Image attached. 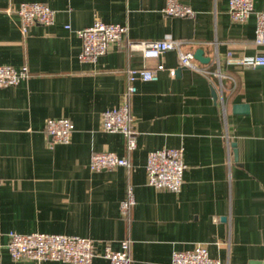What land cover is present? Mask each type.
Returning <instances> with one entry per match:
<instances>
[{
    "label": "crops",
    "instance_id": "0c3cea01",
    "mask_svg": "<svg viewBox=\"0 0 264 264\" xmlns=\"http://www.w3.org/2000/svg\"><path fill=\"white\" fill-rule=\"evenodd\" d=\"M180 1L196 16L167 17L166 0H0V65H26L31 73L0 89L2 264H69L12 260V231L92 239V264H110L106 248L119 251L125 240L132 264H170L174 252L198 244L222 264H264V67L226 64L229 52H264L254 43L264 0H253L255 13L244 23L231 20L229 0ZM22 3L48 5L55 23L24 35L20 17L10 12ZM96 19L128 32L98 61L81 62L76 31ZM170 39L183 41L187 52L203 50L210 62L197 64L211 73L181 67L174 51L145 61L127 45ZM159 63L165 70L158 81H137L130 99L137 147L128 153L122 133L103 129L102 114L123 103L129 70ZM237 105L248 111H236ZM50 119L73 122L69 144L51 146ZM181 148L187 166L181 192L149 186L148 154ZM95 153L127 157L131 168L94 172ZM130 186L136 204L123 216L120 204Z\"/></svg>",
    "mask_w": 264,
    "mask_h": 264
},
{
    "label": "built area",
    "instance_id": "2783aa9c",
    "mask_svg": "<svg viewBox=\"0 0 264 264\" xmlns=\"http://www.w3.org/2000/svg\"><path fill=\"white\" fill-rule=\"evenodd\" d=\"M21 19L22 32L28 34L33 26H50L55 23L56 11L43 3H22L19 7L11 9ZM167 17L193 18L196 12L180 0H166L163 10ZM255 13L253 0H229V14L235 23H244ZM71 29L70 25L65 27ZM128 27L119 24H109L96 19L94 24L85 29L76 31L82 40V51L79 55L81 62H96L107 55L112 46H121ZM254 43L257 47H264V12L256 13V37ZM181 40L144 41L140 43L127 42L131 51H139L145 61L159 60L170 51L177 53L181 67L203 74H210L207 69L197 64L194 52L184 50ZM219 67L216 75L221 79L220 59L217 55ZM226 64L241 67H264V52L254 57H238L232 52L227 54ZM165 66L159 63L156 67H144L139 70L127 72L128 87L124 93L123 103L112 110L102 114V126L106 132L122 133L127 140L126 150L132 153L137 147V133L133 129V117L130 111V99L137 92L136 82H156L159 73ZM170 75L176 76V70ZM31 76L28 66L16 69L11 66L0 65V89L16 87L28 80ZM46 134L51 139V146L57 144L67 145L72 140L74 124L69 119H50L47 122ZM117 168H131L127 157H120L115 153H95L90 160V169L94 172L114 170ZM187 166L184 161V150L162 149L148 154L146 171L149 186L171 193H180L184 183V173ZM1 184V176H0ZM136 204L134 188L129 187L127 197L120 204V211L127 216ZM130 241L121 243V250L114 251L110 246L106 248L104 257L110 264H132L130 255ZM7 250L12 260H28L37 263L47 261L63 262L69 264H92L95 257V243L92 239L73 235L31 233L20 234L10 232ZM0 264L1 257H0ZM170 264H222L220 260L210 257L206 245L198 244L194 249L177 251L172 255Z\"/></svg>",
    "mask_w": 264,
    "mask_h": 264
},
{
    "label": "water",
    "instance_id": "95a60500",
    "mask_svg": "<svg viewBox=\"0 0 264 264\" xmlns=\"http://www.w3.org/2000/svg\"><path fill=\"white\" fill-rule=\"evenodd\" d=\"M195 59L203 64H208L210 62V59L209 58H206L204 56V52L203 50H197L196 53H195ZM181 71V70H180ZM179 71V72H180ZM213 97L215 100H217L218 96H217V93L216 91L214 90L213 91ZM235 109L236 111L238 112H247L248 111V107L247 106H244V105H237L235 106ZM233 147H235L236 145L233 144L232 145ZM225 220V219H224Z\"/></svg>",
    "mask_w": 264,
    "mask_h": 264
}]
</instances>
